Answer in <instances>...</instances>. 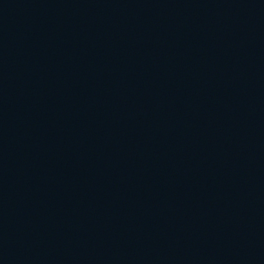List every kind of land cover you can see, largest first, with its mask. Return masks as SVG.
Here are the masks:
<instances>
[{
  "label": "water",
  "instance_id": "1",
  "mask_svg": "<svg viewBox=\"0 0 264 264\" xmlns=\"http://www.w3.org/2000/svg\"><path fill=\"white\" fill-rule=\"evenodd\" d=\"M0 264H264V0H0Z\"/></svg>",
  "mask_w": 264,
  "mask_h": 264
}]
</instances>
